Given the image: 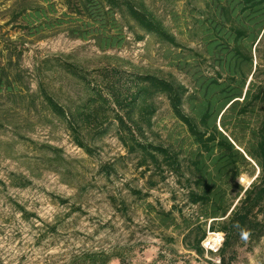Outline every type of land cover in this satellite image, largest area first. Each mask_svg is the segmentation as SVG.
Masks as SVG:
<instances>
[{
    "label": "trees",
    "instance_id": "trees-1",
    "mask_svg": "<svg viewBox=\"0 0 264 264\" xmlns=\"http://www.w3.org/2000/svg\"><path fill=\"white\" fill-rule=\"evenodd\" d=\"M165 1L183 2L169 14L195 46L179 40L146 0H13L0 9V129L26 141L23 132L36 124L59 122L89 156L112 132L126 151L118 158H134L142 176L149 171L148 188L171 174L183 191L182 203L173 191L166 209L146 200L148 190L130 189L144 201L145 218L165 240L181 236L200 256L207 229L223 232L217 264H232L235 246L252 247L264 236V0ZM58 32L93 42L101 55L91 62L72 53L39 57L34 89L21 63L26 45ZM128 32L164 44L171 70L138 68L107 53L122 48ZM160 98L174 119L164 133L155 120ZM41 146L55 170L67 165L61 149ZM115 164L101 163L97 172L116 174ZM10 182L21 187L30 179L12 173ZM117 208L127 212L126 202ZM110 256L89 251L77 262L104 264Z\"/></svg>",
    "mask_w": 264,
    "mask_h": 264
},
{
    "label": "rangeland",
    "instance_id": "rangeland-1",
    "mask_svg": "<svg viewBox=\"0 0 264 264\" xmlns=\"http://www.w3.org/2000/svg\"><path fill=\"white\" fill-rule=\"evenodd\" d=\"M12 1L0 0V9ZM146 2L179 40L196 45L189 36L178 33L169 14L171 8L181 10L183 2ZM0 23H3L2 19ZM127 35L122 48L107 53L117 54L138 68L164 73L171 70L163 57L164 44L150 35L142 40L136 39L133 33ZM26 46L21 63L30 74L34 89L33 66L39 57L72 53L91 62L101 55L93 42L71 38L66 32L51 34ZM158 101L160 109L155 120L159 126L156 128L164 133V127L170 128L174 119L168 102L164 98ZM23 134L29 140H17L11 128L0 129V180L5 183L0 182V264H79L77 261L83 253L100 250L111 255L104 264L219 263L216 261L218 254L205 251L200 256L187 250L181 236H176L172 242L165 240L162 231L145 218L142 211L144 201L137 199L130 189L148 190L150 194L146 200L160 202L166 209L173 203V191L177 203H182L183 191L177 187L171 174L165 180L156 176L157 185L148 188L149 171L142 176L134 158H118L126 151L112 132L96 141L98 149L93 156L78 147L59 122L36 124L33 130ZM44 144L61 149L67 165H58L55 170V163L44 160L51 155L41 146ZM106 162L116 163V174L106 177L97 172L99 165ZM12 173L25 175L30 179L29 184L12 185ZM240 181L248 185L250 178L242 177ZM120 200L126 202L127 212L118 210ZM20 206L28 214H23ZM235 247L237 253L232 264H264V236L252 247L248 244ZM122 256L124 260L120 261Z\"/></svg>",
    "mask_w": 264,
    "mask_h": 264
},
{
    "label": "built area",
    "instance_id": "built-area-1",
    "mask_svg": "<svg viewBox=\"0 0 264 264\" xmlns=\"http://www.w3.org/2000/svg\"><path fill=\"white\" fill-rule=\"evenodd\" d=\"M224 242V233L219 231H212L207 229V235L202 241V245L205 251L218 254ZM217 262H220L219 257L216 258Z\"/></svg>",
    "mask_w": 264,
    "mask_h": 264
}]
</instances>
